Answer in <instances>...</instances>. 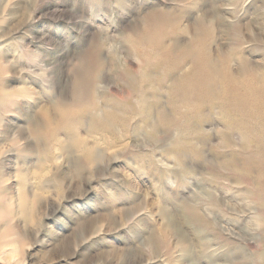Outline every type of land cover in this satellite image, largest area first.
<instances>
[{
	"label": "rangeland",
	"instance_id": "rangeland-1",
	"mask_svg": "<svg viewBox=\"0 0 264 264\" xmlns=\"http://www.w3.org/2000/svg\"><path fill=\"white\" fill-rule=\"evenodd\" d=\"M253 72L264 0H0V264H264Z\"/></svg>",
	"mask_w": 264,
	"mask_h": 264
},
{
	"label": "bare ground",
	"instance_id": "bare-ground-1",
	"mask_svg": "<svg viewBox=\"0 0 264 264\" xmlns=\"http://www.w3.org/2000/svg\"><path fill=\"white\" fill-rule=\"evenodd\" d=\"M209 56L206 57L205 64L203 66L197 65L198 62L194 61L193 65L195 66V68L192 71V73H190V74L183 73L180 80H182V79L187 80L190 76H192V78L196 77L198 80L202 81L203 86H204L203 88H201L202 90H200V91H202L203 93L206 90L210 91L211 88L215 84L217 85V77L219 76V74H221V72L213 65L212 60H211V58H209ZM194 58H195V56H194ZM250 78H251V81L254 84V86H256L257 88L264 89V73L262 75H259V74L254 73V72H253V74L250 73ZM223 79H224V82L221 85V90H222L223 95H225V93L229 92V91L233 92V93H235V92L239 93L240 90L248 89V83L244 84L242 81H238L237 79H235L234 75L230 71V68H226L223 71ZM194 82L197 83L198 81L195 80ZM258 91H263V90H258ZM197 92H198V90H194V93H197ZM191 93H193V92H191ZM100 119L102 121V116H100ZM106 122H107V120L105 121V123ZM88 151H89L88 153L91 156L95 155L92 151H90V150H88ZM189 211L191 212V214L195 220L200 221V214L198 213V211H196L194 209H189ZM6 246L7 245H5L4 247H6Z\"/></svg>",
	"mask_w": 264,
	"mask_h": 264
}]
</instances>
